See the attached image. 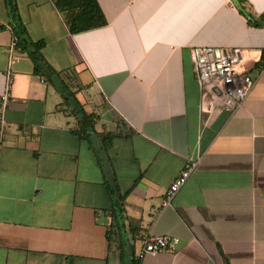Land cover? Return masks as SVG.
Returning a JSON list of instances; mask_svg holds the SVG:
<instances>
[{"label":"crops","instance_id":"0c3cea01","mask_svg":"<svg viewBox=\"0 0 264 264\" xmlns=\"http://www.w3.org/2000/svg\"><path fill=\"white\" fill-rule=\"evenodd\" d=\"M97 1L107 25L71 34L52 0H17L24 40L46 43L61 81L11 50L17 35L0 0V105L11 75L0 264H264V25H251L239 0ZM242 6L262 20L264 0ZM197 46L242 50L239 70L256 84L234 114L200 112ZM63 82L76 100L66 101ZM83 113L94 148L75 132ZM104 131L117 136L107 152L96 135ZM199 155L163 208L186 160ZM107 184L123 198L119 223ZM152 235L181 244L143 254Z\"/></svg>","mask_w":264,"mask_h":264},{"label":"built area","instance_id":"2783aa9c","mask_svg":"<svg viewBox=\"0 0 264 264\" xmlns=\"http://www.w3.org/2000/svg\"><path fill=\"white\" fill-rule=\"evenodd\" d=\"M231 4L232 0H223ZM20 40L13 37L11 50L19 46ZM190 57L192 71L200 89L199 110L212 115L216 112L234 114L243 107L253 90L256 80L248 73L239 70L243 53L240 48H215L197 46L191 48ZM11 87V75L7 73L6 92L0 105V158L2 155L5 135L8 127L6 107ZM201 156L188 158L179 176L170 185L162 202L163 208L172 205L175 196L187 183L190 176L197 170ZM181 244L177 237L152 235L143 238V254L156 255L161 252H175ZM133 264H140L135 262Z\"/></svg>","mask_w":264,"mask_h":264},{"label":"trees","instance_id":"16d2710c","mask_svg":"<svg viewBox=\"0 0 264 264\" xmlns=\"http://www.w3.org/2000/svg\"><path fill=\"white\" fill-rule=\"evenodd\" d=\"M57 9L64 15L69 31L71 34H78L81 32L89 31L92 29L100 28L107 25V20L103 11L100 8V5L97 0H52ZM240 12L246 15L249 18V22L253 26H262L264 25V16L261 21H254L250 16L245 12L242 3L244 0H239ZM5 5L8 11V14L11 19V25L15 34L18 36L20 43L19 47L23 52L29 53L35 64V72L38 75H42L47 78H55L57 80H63L65 74L64 72L56 71L45 59L42 54L43 49L46 46L44 41H25L24 39L27 36V29L23 24L20 15L19 8L17 5V0H5ZM264 65V55L262 61L257 65L259 67ZM64 81V80H63ZM64 92L66 94L67 100L73 99L76 100V93L63 82ZM93 127V119L91 116L83 113V117L78 122V129H75V132L84 140L90 142L91 147L94 148L91 142V135L89 134V129ZM98 139L103 143V147L107 152L112 146L114 139L117 137L116 134L104 131L102 133L96 134ZM95 150V149H94ZM96 151V150H95ZM98 162L102 167V159L97 155ZM108 193L113 201L112 208V217L119 223L120 216L122 213V207L120 206V201L123 198L115 199L116 188L107 184Z\"/></svg>","mask_w":264,"mask_h":264},{"label":"rangeland","instance_id":"374dc122","mask_svg":"<svg viewBox=\"0 0 264 264\" xmlns=\"http://www.w3.org/2000/svg\"><path fill=\"white\" fill-rule=\"evenodd\" d=\"M186 69H187V71H190V69H191V62H190V59L188 57V54L186 55ZM193 78H194V76H193Z\"/></svg>","mask_w":264,"mask_h":264}]
</instances>
